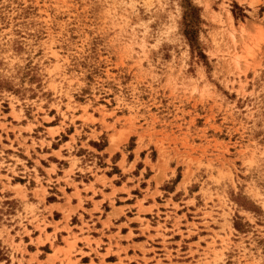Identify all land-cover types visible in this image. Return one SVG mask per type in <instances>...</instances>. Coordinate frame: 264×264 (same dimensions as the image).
<instances>
[{
    "label": "rangeland",
    "instance_id": "374dc122",
    "mask_svg": "<svg viewBox=\"0 0 264 264\" xmlns=\"http://www.w3.org/2000/svg\"><path fill=\"white\" fill-rule=\"evenodd\" d=\"M224 3L0 0V264H264V36Z\"/></svg>",
    "mask_w": 264,
    "mask_h": 264
},
{
    "label": "crops",
    "instance_id": "0c3cea01",
    "mask_svg": "<svg viewBox=\"0 0 264 264\" xmlns=\"http://www.w3.org/2000/svg\"><path fill=\"white\" fill-rule=\"evenodd\" d=\"M106 179L108 180V182L111 181V183H113V182H112V179H109L108 177H107ZM108 184H109V183H107L104 187H101V188H97V189H96V191H99V192H101L102 194L97 193L96 195L100 194V195H101V198L98 199V200H94V202H99L100 204L97 206V209H96V210H93V206H92V208H90V210H91V213H90L91 217L87 220V221H91L90 223L96 225V226H95V230H96V231H99V232L101 233V236H102L103 234H106V233H107L106 230L111 229V228H116V230L119 229L120 234L122 233V231H121V229H120L122 225H121L120 222H118V219H120L121 214L117 217L118 219H115V218L111 219V220L109 221V226L104 227V226L102 225V222H104V221L106 220V215H107V214H103V212L101 211V207H102L104 204H107L109 207H111V205H110V203H109L110 201L104 197L105 195H107V194H109V193L111 192L110 189H109V190H110L109 192L104 191V189H105L106 187L109 188V185H108ZM113 188H114V189H112V190H115L116 194L118 193V195L116 196V199H118V200H124V201L128 199L127 191H123V190L121 189V186H120V185H114V184H113ZM111 193H112V192H111ZM96 195H95V196H96ZM119 195H122V196H120L121 198H118ZM102 196H103V197H102ZM118 208H119L118 206H114V207L110 208V211L117 210ZM101 212H102V214H100ZM98 223H99V225H98ZM92 224H91V225H92ZM100 224H101V226H100ZM88 225H89V224H88ZM91 225H89V229L91 228ZM72 227H75V228L78 229L77 232H76V231H73V233H75V234H77V235L80 236L81 223L78 222L76 225H73ZM110 233H114V232L110 231Z\"/></svg>",
    "mask_w": 264,
    "mask_h": 264
},
{
    "label": "snow or ice",
    "instance_id": "6c2138e0",
    "mask_svg": "<svg viewBox=\"0 0 264 264\" xmlns=\"http://www.w3.org/2000/svg\"><path fill=\"white\" fill-rule=\"evenodd\" d=\"M241 3L246 9H251L248 22L244 26V28H246L248 32H259L261 36H264V17L258 18L256 11L259 7L261 11L264 12V0H241ZM221 7L227 10L228 0H225V3L221 5ZM243 30L244 29H242V31Z\"/></svg>",
    "mask_w": 264,
    "mask_h": 264
}]
</instances>
